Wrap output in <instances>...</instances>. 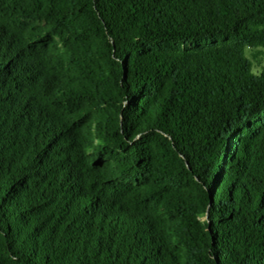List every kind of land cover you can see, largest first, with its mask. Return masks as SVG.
<instances>
[{
  "label": "trees",
  "instance_id": "trees-1",
  "mask_svg": "<svg viewBox=\"0 0 264 264\" xmlns=\"http://www.w3.org/2000/svg\"><path fill=\"white\" fill-rule=\"evenodd\" d=\"M258 52L264 0H0V264H264Z\"/></svg>",
  "mask_w": 264,
  "mask_h": 264
},
{
  "label": "rangeland",
  "instance_id": "rangeland-1",
  "mask_svg": "<svg viewBox=\"0 0 264 264\" xmlns=\"http://www.w3.org/2000/svg\"><path fill=\"white\" fill-rule=\"evenodd\" d=\"M251 56V53H250ZM260 61H262V63H264V53L258 52L257 57H254V63H255V71L259 72L260 71V65H262V63L260 64ZM202 221L205 220V218L201 219Z\"/></svg>",
  "mask_w": 264,
  "mask_h": 264
}]
</instances>
